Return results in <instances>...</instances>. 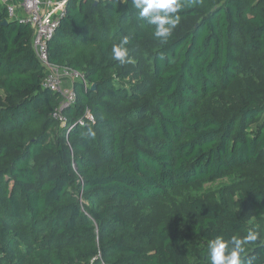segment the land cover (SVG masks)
<instances>
[{
  "label": "trees",
  "instance_id": "obj_1",
  "mask_svg": "<svg viewBox=\"0 0 264 264\" xmlns=\"http://www.w3.org/2000/svg\"><path fill=\"white\" fill-rule=\"evenodd\" d=\"M182 2L162 43L131 0H71L49 58L84 77L64 112L69 125L86 111L95 123L69 134L53 117L62 97L42 87L33 29L0 6V264H210L217 238L241 241V264H264V239L245 242L249 216L210 194L191 196L175 221H149V250L116 231L129 221L113 204H162L178 189L251 168L264 153V98L229 119L200 107L233 86L245 51L264 73V0ZM125 36L131 62L121 64L112 47ZM133 69L152 83L128 87ZM245 182L243 201L264 222V173Z\"/></svg>",
  "mask_w": 264,
  "mask_h": 264
},
{
  "label": "rangeland",
  "instance_id": "obj_2",
  "mask_svg": "<svg viewBox=\"0 0 264 264\" xmlns=\"http://www.w3.org/2000/svg\"><path fill=\"white\" fill-rule=\"evenodd\" d=\"M243 69H238L239 76L235 80L233 86L228 91H223L210 96L207 100L200 104L201 111L204 114H212L220 119H229L232 117V112L239 108L252 105V100L260 104L263 102L264 94V73L257 63L256 54L251 52H244ZM145 75L139 73V69H133L125 80L128 87L140 84L145 79ZM146 81H152L146 77ZM5 95L0 90V103L4 101ZM131 105L121 106L122 111L129 110ZM148 118H134L132 123L144 124ZM2 135L0 134V138ZM145 147L142 144H138ZM48 155V154H45ZM45 157V156H44ZM43 160V158H41ZM40 162H35L36 167ZM77 173V172H76ZM264 173V153L261 155L259 161L251 168L240 170L237 173L231 174L224 180L214 183L205 184L189 189L176 190L165 202L162 204H148L143 206L122 207L112 205V210L124 214L129 221V227L117 228L118 235H123L124 239L129 242L141 243L145 250H149L148 242L143 241L142 235H147L150 230L148 222L155 223L159 220L175 221L183 212L190 211L188 207V199L194 194H210L218 198L219 201H225L226 205L238 213H244L249 216V227L251 231L264 239V222L256 219L254 210L243 201L245 193V181L249 178ZM43 178L49 179L53 177L51 171L41 174ZM80 181L79 177H76ZM72 193L78 196L79 201L86 205H91L86 202L83 193L76 194L72 189ZM223 197V200H222ZM107 200H103V203Z\"/></svg>",
  "mask_w": 264,
  "mask_h": 264
},
{
  "label": "built area",
  "instance_id": "obj_3",
  "mask_svg": "<svg viewBox=\"0 0 264 264\" xmlns=\"http://www.w3.org/2000/svg\"><path fill=\"white\" fill-rule=\"evenodd\" d=\"M70 2L71 0H0V6L7 11L9 20L28 24L33 29V49L45 68L42 87L62 97L61 107L55 111L53 117L61 123V127L67 129L68 134L77 125L95 123L93 114L86 111L76 124L69 125L64 112L77 103L75 83L84 82V77L70 68L50 63L49 43L67 15Z\"/></svg>",
  "mask_w": 264,
  "mask_h": 264
},
{
  "label": "clouds",
  "instance_id": "obj_4",
  "mask_svg": "<svg viewBox=\"0 0 264 264\" xmlns=\"http://www.w3.org/2000/svg\"><path fill=\"white\" fill-rule=\"evenodd\" d=\"M131 4L140 20L147 25L155 26L154 36L162 43L167 41L180 23L181 17L178 13L185 6L182 0H131ZM128 43L129 39L125 36L112 47L113 58L121 64L131 62L129 49L126 47ZM91 134L90 130L89 135ZM256 239V234L249 233L245 242ZM229 244H231L230 250ZM243 251L240 240L233 238L231 241H225L217 238L209 243L210 264H241L240 254Z\"/></svg>",
  "mask_w": 264,
  "mask_h": 264
},
{
  "label": "water",
  "instance_id": "obj_5",
  "mask_svg": "<svg viewBox=\"0 0 264 264\" xmlns=\"http://www.w3.org/2000/svg\"><path fill=\"white\" fill-rule=\"evenodd\" d=\"M95 89H96V87L94 86V87H93V90H95Z\"/></svg>",
  "mask_w": 264,
  "mask_h": 264
}]
</instances>
